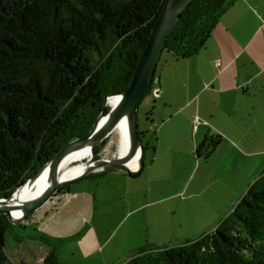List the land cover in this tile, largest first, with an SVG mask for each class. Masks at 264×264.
Here are the masks:
<instances>
[{
    "label": "trees",
    "instance_id": "1",
    "mask_svg": "<svg viewBox=\"0 0 264 264\" xmlns=\"http://www.w3.org/2000/svg\"><path fill=\"white\" fill-rule=\"evenodd\" d=\"M236 1L194 0L164 52L197 55ZM165 2L0 0V200L85 137L109 94L128 89ZM11 226L0 214V264H15L4 247ZM42 264H61L55 248ZM126 264H264V172L215 231L141 251Z\"/></svg>",
    "mask_w": 264,
    "mask_h": 264
},
{
    "label": "rangeland",
    "instance_id": "2",
    "mask_svg": "<svg viewBox=\"0 0 264 264\" xmlns=\"http://www.w3.org/2000/svg\"><path fill=\"white\" fill-rule=\"evenodd\" d=\"M187 64L163 52L155 76L162 80L166 94L163 99L162 94L149 95L139 106L138 129L143 145L148 144L143 173L131 179L123 172H106L69 185V192L58 193L22 224L10 227L4 247L12 262L42 264L41 258L53 247L61 264H126L140 251L197 240L230 216L264 170V156L253 155L256 150L264 151V142L255 132L250 136L256 143L251 144L252 140L235 135L221 140L207 131L206 148L202 129L195 148V139H171V123L164 126L161 106L164 103V117H170L168 105L179 98L176 92L182 89L177 84L171 92V76L182 78ZM198 103L196 98L193 106ZM200 119L194 120L195 133ZM186 126L180 124L178 135L187 131ZM115 140L116 134L106 140L99 158L115 157ZM151 161L157 162L159 174L149 168ZM136 196L140 200L134 201Z\"/></svg>",
    "mask_w": 264,
    "mask_h": 264
},
{
    "label": "crops",
    "instance_id": "3",
    "mask_svg": "<svg viewBox=\"0 0 264 264\" xmlns=\"http://www.w3.org/2000/svg\"><path fill=\"white\" fill-rule=\"evenodd\" d=\"M185 61L188 66L184 76H171V92L178 84L182 89L176 92V98L182 100H171L170 117H164V103L161 106L164 126L171 123V139L176 141L178 136V139H195L202 129V146L205 147L207 131L219 135L221 140L223 136L235 135L239 139L252 140L251 144L256 143L250 136L255 132L257 139L264 142V0H237L220 17L205 47ZM161 83L159 79L155 88L160 90L163 99L166 92ZM196 98L199 103L193 106ZM197 117L202 123L195 133L193 123ZM184 122L187 131L178 135V128ZM239 127L247 130L242 133ZM196 143L195 139L194 148ZM253 155L264 156V151L256 150ZM156 164L151 161L149 168L159 174L161 169L156 168ZM98 175L102 174L97 172L89 178ZM166 183L169 188L170 182ZM138 200L140 197L136 196L134 201ZM97 248L93 254L97 253ZM45 257L41 258L42 262Z\"/></svg>",
    "mask_w": 264,
    "mask_h": 264
},
{
    "label": "water",
    "instance_id": "4",
    "mask_svg": "<svg viewBox=\"0 0 264 264\" xmlns=\"http://www.w3.org/2000/svg\"><path fill=\"white\" fill-rule=\"evenodd\" d=\"M194 0H166L163 10L154 25L149 41L140 57L133 80L123 93H112L106 97L101 114L96 119L90 132L83 138L77 139L66 146L49 163L9 199L0 200V214L5 216L12 225L22 224L30 215L43 208L57 196L61 189L97 172H123L131 179L138 178L145 169V147L138 129V109L144 99L145 92L153 79L158 62L164 52L166 42L174 27ZM118 98V102L111 106L109 99ZM126 129L129 148L124 156L117 158L94 159L93 150L103 144L120 126ZM89 148L92 158L84 162L83 172L68 180L61 179V166L72 153ZM138 159V168L133 170L129 165ZM46 175L48 185L35 199L18 204L19 216L12 215L13 203L18 192L26 186L34 184L41 176Z\"/></svg>",
    "mask_w": 264,
    "mask_h": 264
},
{
    "label": "bare ground",
    "instance_id": "5",
    "mask_svg": "<svg viewBox=\"0 0 264 264\" xmlns=\"http://www.w3.org/2000/svg\"><path fill=\"white\" fill-rule=\"evenodd\" d=\"M118 98L114 97L109 99V105L114 106L118 102ZM114 134L117 135L116 141V155L115 158L119 156H124L129 148V140L126 129L123 125L120 129H117ZM112 144V142L110 143ZM109 147L107 151H109ZM94 152V151H93ZM93 154L90 152L89 148H85L70 154L63 162L60 170L61 179L68 180L80 175L84 170V162L92 158ZM129 167L133 170L138 168V159H135ZM48 185L46 175L41 176L34 184L23 187L16 195V200L13 203L12 215L14 217L19 216V211H17V205L25 201L33 200L37 198L42 191Z\"/></svg>",
    "mask_w": 264,
    "mask_h": 264
},
{
    "label": "built area",
    "instance_id": "6",
    "mask_svg": "<svg viewBox=\"0 0 264 264\" xmlns=\"http://www.w3.org/2000/svg\"><path fill=\"white\" fill-rule=\"evenodd\" d=\"M159 79L155 78L154 83H153V89L151 95L155 98L160 96V90L158 88H155V86L158 84Z\"/></svg>",
    "mask_w": 264,
    "mask_h": 264
},
{
    "label": "clouds",
    "instance_id": "7",
    "mask_svg": "<svg viewBox=\"0 0 264 264\" xmlns=\"http://www.w3.org/2000/svg\"><path fill=\"white\" fill-rule=\"evenodd\" d=\"M155 76V75H154Z\"/></svg>",
    "mask_w": 264,
    "mask_h": 264
},
{
    "label": "flooded vegetation",
    "instance_id": "8",
    "mask_svg": "<svg viewBox=\"0 0 264 264\" xmlns=\"http://www.w3.org/2000/svg\"><path fill=\"white\" fill-rule=\"evenodd\" d=\"M142 135V134H141Z\"/></svg>",
    "mask_w": 264,
    "mask_h": 264
}]
</instances>
